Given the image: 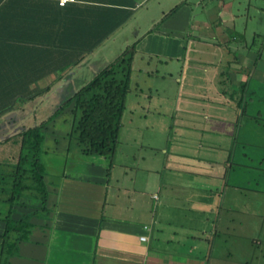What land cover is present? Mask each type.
Instances as JSON below:
<instances>
[{
	"label": "crops",
	"instance_id": "0c3cea01",
	"mask_svg": "<svg viewBox=\"0 0 264 264\" xmlns=\"http://www.w3.org/2000/svg\"><path fill=\"white\" fill-rule=\"evenodd\" d=\"M0 1L9 4L7 30H0V39L6 36V42L0 40V50H6L0 54V131H6L0 137V167L9 171L19 151L12 137L29 128L16 129L9 115L26 104H17V98L53 100L34 126L76 92L72 84L84 68L92 72L86 83L132 44L130 86L136 57L148 63L173 61L171 55L154 53L160 43L149 52L146 35L181 40L196 31L199 38H189L183 52L198 59L193 57L208 47L223 46L220 41L230 31L225 24L231 23L224 3L208 12L205 0ZM252 49L225 60L234 68L228 73L220 61L197 60L203 63L196 68L185 59L186 71L182 66L181 77L174 78L182 85L178 92L147 88L133 93L128 125L120 127L126 140H118L111 166L84 162L76 152L81 170L57 166L55 172L53 163L59 160L46 158L47 213L36 211L33 200L19 201L13 220L34 211L37 215L29 221L28 239L18 242L15 251L7 247L0 264H264V49ZM244 65L247 73L241 71ZM153 98L158 100L151 103ZM133 109L142 117L170 121L148 124L139 117L134 123ZM50 129L44 156H68L69 127L60 121ZM138 177L142 181L135 189ZM4 212L0 202V217ZM3 229L0 219V235Z\"/></svg>",
	"mask_w": 264,
	"mask_h": 264
},
{
	"label": "trees",
	"instance_id": "16d2710c",
	"mask_svg": "<svg viewBox=\"0 0 264 264\" xmlns=\"http://www.w3.org/2000/svg\"><path fill=\"white\" fill-rule=\"evenodd\" d=\"M7 6L9 4L0 1V30H7ZM176 8L177 6L172 8L170 13ZM5 37L1 36L0 40L6 42ZM135 52V44L126 47L71 97L61 102L46 119L12 137L19 141L17 161L10 171L0 167V202L5 206V212L0 217L4 222L0 235V258H3L7 247L15 251L18 242L28 239L32 228L29 221L37 215L36 211L47 213L48 191L41 156L44 154L45 140L52 126L54 128L62 121L63 125L69 127L66 134L69 149L74 145L80 155L100 156L107 160L108 166L112 165L125 111V100L130 89ZM1 53L5 54L6 50H0ZM244 87L243 84L242 89ZM32 99L17 98L16 103ZM1 110L5 111L6 107ZM22 198L37 202L39 208L34 212L21 214L18 220H13L11 215Z\"/></svg>",
	"mask_w": 264,
	"mask_h": 264
},
{
	"label": "rangeland",
	"instance_id": "374dc122",
	"mask_svg": "<svg viewBox=\"0 0 264 264\" xmlns=\"http://www.w3.org/2000/svg\"><path fill=\"white\" fill-rule=\"evenodd\" d=\"M205 3H207L206 11L208 12H212L213 7L220 8V4L222 5V3H224L226 10L229 11L231 14V19H230L231 23L225 24V27H227L226 30L227 29L230 30L228 33V37L225 40L220 41L221 45L223 46H221L220 49H214V48L208 47L207 53H204L203 51L202 52L203 54H201L200 57H195V56L193 57V58H198V59H192V56H191L192 54L189 51L183 52L184 51L183 47L185 46V43L186 41H188L189 38H192V39L196 37L199 38V34L196 31H192V34L190 35L187 34L186 36L180 38L181 40L173 38L171 35H166L164 36V38L161 37L159 39H157V36L150 37L149 35H146L143 41H144V44L150 50L149 52L153 51L152 48H150V47H154L152 44H155L157 46V43H160L161 48L159 49L155 48L154 53H159L160 55H163V57H166V58H167V55L169 56L171 55V57H173L174 59L173 61L168 60V59H162L164 60V62H161V63L153 60L152 62L148 63L146 62V60L141 62L136 57L134 65H133L134 70H133L131 86L128 92V99L125 104L126 111L124 113L123 120H122L123 125L125 126L128 125L127 123L128 111L127 110L129 109L130 103L133 100V93H136V92L146 93L147 88L150 90H153V93H154V90H158L160 92L162 88H165L167 91V94H169L170 92H178L179 86H180V90L182 89L181 84L179 85L177 83L176 84L174 83V78L175 76L181 77L182 66H183V73L186 71V65L188 63L186 62L185 59L191 60V62L195 64L196 68H201V63H203L197 60L206 61V62L213 61V63H218L220 61L222 63L220 68H223L228 73L229 70L234 69V68L228 67L227 62L225 60L230 61V59L233 58V56L236 53H240L241 49H243L242 54L247 53V49H249L250 47L252 48L255 47V49H252L253 52H257L261 49H264V0H205ZM203 6H205V4H203ZM196 14L199 15V13H196ZM200 17H202L201 13H200ZM165 31H169V30H165ZM254 34L256 35L254 36ZM149 40L151 41L148 44ZM253 40H254V45L252 44ZM210 41L211 42L213 41V43H216V40L214 39H210ZM177 42H180L181 45H178V46L172 45ZM217 42L219 43L218 40ZM180 47H182L181 50L179 49ZM175 58L180 59L179 61H177L178 63H176ZM260 63H261L260 64L261 69L264 70V53L262 54ZM176 68H177V71H180L178 74H175ZM84 69L85 70L82 76L78 78L75 83L72 84V88L73 86L78 87V88L81 87L82 85H84L85 81H87L88 78H90V76L92 75L91 70L87 68H84ZM241 71H245V72L247 71L245 65L244 67L241 68ZM147 72L153 73V75L148 77L146 75ZM165 72L171 73V75L169 76ZM78 82L80 83L78 84ZM135 82L138 83L137 91L136 89H133L134 86H136ZM68 94L69 92H66L65 96H67ZM157 100L158 99L153 98L151 100V103H154ZM52 101L53 100H50V99L44 100V97L40 98V100L39 98L33 99V100L26 101V104L24 103L22 104L21 107L23 108V110L21 109V107H20V110L19 109H15L11 111L9 110L10 111L9 115L10 116L13 115L15 117V128L17 129L22 126L30 127L34 124L35 121H39L40 118H44V105L45 107H47L48 105L51 104ZM58 101L61 102V100H58ZM53 105L55 107L57 104L53 103ZM164 110L165 109H162L160 111L165 113L166 111ZM132 111L134 113L131 119L132 122L134 123L138 122V118L142 117L137 113L139 112V110L135 109L134 111L133 109ZM144 117H146L147 120L146 121L141 120L140 122H147L148 124H151L152 121L154 120L155 122L166 124L170 121V117H165V116L164 117L160 116L158 118L153 115H150V116L147 115V116H143L142 118ZM124 130L125 129L123 128V130L119 133V136H118L119 141L122 140L125 142L126 140V137L124 135ZM11 131L12 130H8L7 133H11ZM126 131L128 132L127 129ZM4 133H6V131L4 132L3 130H1L0 137ZM14 133H16V131ZM257 144H258V147H261L260 145H262V141H259ZM70 152L71 153L66 157L64 156L62 157V155L53 154V153H47L45 156L43 154V156H41L42 162H44L46 158L47 160H51V159L59 160L58 162L53 163V166L55 167L54 169L55 172L58 171L57 166L61 168L64 167L65 170L68 169V171L72 168H77L81 170L82 162L76 161L74 159L75 155L77 154L76 152H78L77 148L74 145L71 146ZM79 156L84 162H90V163H93L95 165H100V166H102L103 164L107 165V163H105L104 161V158L100 156H90V157L89 156L84 157L82 155H79ZM137 166L141 167L140 164H137ZM83 167H84V164H83ZM119 170H120L119 168H116V171L114 172L112 176L111 186L114 188H116L115 185H117L115 181V177ZM129 170L130 169H126V171H128V173L130 174L131 172ZM135 172L141 173V171L139 170H135ZM139 177L136 178V186L134 187L135 189L140 187V182L142 180ZM262 181L264 182V180ZM128 183H130V180L127 181V184ZM251 184L253 185L254 183L252 182ZM262 186L263 185H258L259 188Z\"/></svg>",
	"mask_w": 264,
	"mask_h": 264
},
{
	"label": "built area",
	"instance_id": "2783aa9c",
	"mask_svg": "<svg viewBox=\"0 0 264 264\" xmlns=\"http://www.w3.org/2000/svg\"><path fill=\"white\" fill-rule=\"evenodd\" d=\"M73 1H75V0H58V3L60 5H64L66 2H73ZM140 240H142V241L145 240V237L141 236Z\"/></svg>",
	"mask_w": 264,
	"mask_h": 264
}]
</instances>
